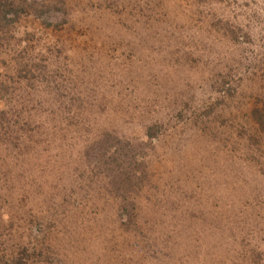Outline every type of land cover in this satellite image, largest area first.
Segmentation results:
<instances>
[{"label":"rangeland","instance_id":"rangeland-1","mask_svg":"<svg viewBox=\"0 0 264 264\" xmlns=\"http://www.w3.org/2000/svg\"><path fill=\"white\" fill-rule=\"evenodd\" d=\"M0 1V264H264V0Z\"/></svg>","mask_w":264,"mask_h":264},{"label":"trees","instance_id":"trees-1","mask_svg":"<svg viewBox=\"0 0 264 264\" xmlns=\"http://www.w3.org/2000/svg\"><path fill=\"white\" fill-rule=\"evenodd\" d=\"M23 11V9H21V10H18V11H16L14 8H13V5L12 6H10V7H8V4H7V1H5V2H2V1H0V27H7V26H9L10 25V22H11V19H9V15L10 14H15L16 16H19L18 14H17V12H19V13H21ZM2 87V85L0 84V88ZM261 102V101H260ZM261 104H263V106L261 107V111L260 110H258V111H256L255 112V115L257 114V117L256 118H258V116H260L257 120L259 121L258 123V129L261 131V132H263L264 133V118L262 117V111H264V101L261 103ZM255 127V129H257V126H254ZM250 130H251V127H250ZM244 136H243V138H247L248 136H249V133L245 130V128H244ZM146 137L148 138V139H151L152 137H151V135H152V131H150V130H148L147 132H146ZM249 148H252L250 145L248 146ZM260 157V156H259ZM1 162H2V159L0 160ZM258 167L256 168L257 170H258V172L261 174V175H263L264 176V160L262 159L261 161H260V163L257 165Z\"/></svg>","mask_w":264,"mask_h":264}]
</instances>
